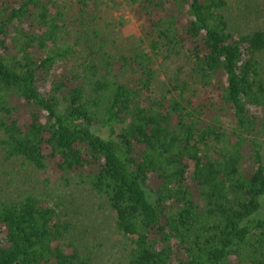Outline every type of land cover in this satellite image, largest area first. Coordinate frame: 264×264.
<instances>
[{
    "label": "trees",
    "instance_id": "16d2710c",
    "mask_svg": "<svg viewBox=\"0 0 264 264\" xmlns=\"http://www.w3.org/2000/svg\"><path fill=\"white\" fill-rule=\"evenodd\" d=\"M263 199L264 0H0V264H264Z\"/></svg>",
    "mask_w": 264,
    "mask_h": 264
},
{
    "label": "rangeland",
    "instance_id": "374dc122",
    "mask_svg": "<svg viewBox=\"0 0 264 264\" xmlns=\"http://www.w3.org/2000/svg\"><path fill=\"white\" fill-rule=\"evenodd\" d=\"M109 6H104V13H103V19L108 22V24H111V27H114L119 22L124 23L121 27V30L118 34L117 39H129L132 36H139L141 32V22L140 20H137V18L134 16V12L131 6L119 3L117 5H112L111 2H108ZM103 23V21H102ZM112 29V28H111ZM115 29V28H113ZM262 205L264 206V199L262 201ZM103 218H105L103 216ZM106 264H115L107 262Z\"/></svg>",
    "mask_w": 264,
    "mask_h": 264
}]
</instances>
